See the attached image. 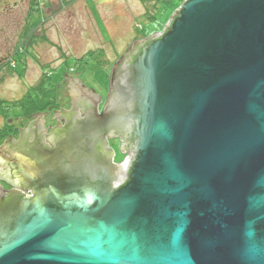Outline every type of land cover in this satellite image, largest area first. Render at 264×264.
<instances>
[{
  "label": "water",
  "instance_id": "95a60500",
  "mask_svg": "<svg viewBox=\"0 0 264 264\" xmlns=\"http://www.w3.org/2000/svg\"><path fill=\"white\" fill-rule=\"evenodd\" d=\"M69 77L57 96L101 101ZM78 104L0 147L34 194L0 202V264H264V0H185L116 61L104 116Z\"/></svg>",
  "mask_w": 264,
  "mask_h": 264
},
{
  "label": "rangeland",
  "instance_id": "374dc122",
  "mask_svg": "<svg viewBox=\"0 0 264 264\" xmlns=\"http://www.w3.org/2000/svg\"><path fill=\"white\" fill-rule=\"evenodd\" d=\"M183 2L0 0V64L7 59L11 65L16 62L14 68L5 66L0 71V98L6 100L0 106L3 112L0 127L8 123L25 125L23 122L28 120L18 115L19 111L9 103L28 93L38 107L37 112L49 110L50 105L53 112L63 106L62 102L69 98L57 96V86L63 84L65 72L68 76L85 78L89 89L92 87L100 94L102 101L107 100L116 61L137 39L162 32ZM42 82V87L36 89ZM8 114H11L9 118L3 116ZM114 139L118 138H112V142ZM113 144L114 162L120 163L126 155L120 146ZM9 185L22 191L11 183ZM22 192L31 194L26 190Z\"/></svg>",
  "mask_w": 264,
  "mask_h": 264
},
{
  "label": "flooded vegetation",
  "instance_id": "af4514ba",
  "mask_svg": "<svg viewBox=\"0 0 264 264\" xmlns=\"http://www.w3.org/2000/svg\"><path fill=\"white\" fill-rule=\"evenodd\" d=\"M73 79H75V78H73ZM70 94H71V92H70ZM71 96H73V95H70L69 96V99H66V101H63L62 102V103H64L63 106H59L58 108H55L58 112L61 111L60 114H58L57 111L56 112H53V109L45 110L43 113H38L31 120L27 121V123L25 125L19 126V129L18 130H11V131L10 130H7V132H5L6 133L5 136H3L4 133L3 134L0 133V147L3 146L4 143L7 140H13V139H15V140L17 139L18 140L19 137L21 136V134L25 131L23 129H25L28 126V123L34 121L33 119L35 117H37L38 115L39 116L42 115V114H45L46 115L45 120H42V122L44 123L43 124L44 127L42 128L43 130H33V132L35 131L36 133L41 134L43 136L48 135L50 132L52 133L54 131L53 129L55 127H61V125L63 126V125L66 124V118H65L66 114L64 113L65 110L66 111L69 110L73 105L76 106L77 103H79L78 105H80L79 108L82 110V112L85 111L86 113L88 112V113H90V114H92V115L95 116V115H97V108L98 109L100 108L99 109L100 110L99 111V114L101 116H104V113L105 112L102 111V108H103V105L106 102V98L103 99V101H102V99H101V101L99 100V102L95 103V105H94V103L93 104H90V103L89 104H83V102L81 100L78 101L79 98L71 97ZM76 101H78V102H76ZM51 110H52V112H51ZM54 113H55L56 116H54ZM59 118H62V120L64 122H61V120L59 121ZM26 131L29 134L32 130H26ZM112 138H118V139H114L116 142L115 141H113V142L116 143L118 146H120L119 149H121V146H123L124 144H126L125 141H122L120 137L113 136V137L108 138V144H106V148L107 149H110V147L114 149V147H115V145L112 142ZM0 150H1V148H0ZM1 183H3V184L0 185V202L2 201V199L8 201L9 200V197H11L12 196V193H14V192L10 191L13 188L10 187L11 185H9V183H7L5 181H0V184ZM25 190H22V191H25ZM28 191L31 194L28 193L26 196L27 197H32L34 194L32 193L31 190H26V192H28Z\"/></svg>",
  "mask_w": 264,
  "mask_h": 264
},
{
  "label": "trees",
  "instance_id": "16d2710c",
  "mask_svg": "<svg viewBox=\"0 0 264 264\" xmlns=\"http://www.w3.org/2000/svg\"><path fill=\"white\" fill-rule=\"evenodd\" d=\"M95 57V55H94ZM92 57V58H94ZM13 60H15V58H12ZM14 65H11L10 62L8 61V59L6 61H3V63L0 64V71L1 69H3L5 66L6 67H12L14 68V66H16V62H13ZM10 67V68H11ZM45 75V73H43ZM43 75V76H44ZM42 76V77H43ZM43 85H40V83H38V86L36 87V89L41 88ZM39 90V89H38ZM4 99L0 98V106L4 103ZM33 97L31 96L30 93L27 94V96L25 95L24 97L18 99V100H14L12 103L10 102L9 105L11 106L12 104L15 106V108L19 111V114L21 117H24L25 120H31L38 112V107H36L34 105L33 102ZM21 104L23 105V108H21ZM1 108V107H0ZM2 110L0 109V115H2L3 112H1ZM11 114L8 115H3L4 117L9 118ZM16 115V116H18ZM26 124V122L24 123ZM19 129V125H12L11 123H8L6 126L4 127H0V133L3 134V136H5V132H7V130H18Z\"/></svg>",
  "mask_w": 264,
  "mask_h": 264
}]
</instances>
